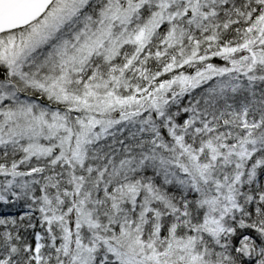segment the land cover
<instances>
[{
	"label": "snow or ice",
	"instance_id": "snow-or-ice-1",
	"mask_svg": "<svg viewBox=\"0 0 264 264\" xmlns=\"http://www.w3.org/2000/svg\"><path fill=\"white\" fill-rule=\"evenodd\" d=\"M0 264H264V0H0Z\"/></svg>",
	"mask_w": 264,
	"mask_h": 264
}]
</instances>
